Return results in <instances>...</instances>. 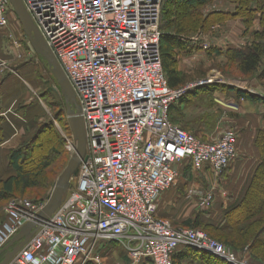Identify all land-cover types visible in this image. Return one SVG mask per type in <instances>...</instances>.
I'll list each match as a JSON object with an SVG mask.
<instances>
[{
  "label": "built area",
  "instance_id": "1",
  "mask_svg": "<svg viewBox=\"0 0 264 264\" xmlns=\"http://www.w3.org/2000/svg\"><path fill=\"white\" fill-rule=\"evenodd\" d=\"M70 81L83 113L87 160L79 184L8 264H104L97 250L116 241L130 264H173L181 247L249 264L199 229L158 217L180 165L221 177L237 158L239 135L204 141L170 119L171 108L213 80L171 88L163 68L160 29L164 0H23ZM9 0H0V29L10 26ZM4 67V65H1ZM67 148L76 153L77 142ZM201 208L213 191L193 190ZM14 199L0 226V251L27 224H38L48 202Z\"/></svg>",
  "mask_w": 264,
  "mask_h": 264
},
{
  "label": "trees",
  "instance_id": "2",
  "mask_svg": "<svg viewBox=\"0 0 264 264\" xmlns=\"http://www.w3.org/2000/svg\"><path fill=\"white\" fill-rule=\"evenodd\" d=\"M215 1L216 0H164L160 24V29L163 34L161 40V53L163 68L171 88L176 89L183 87L189 80L178 71L177 55L179 52L186 49V45L180 41V38L182 36L190 37L191 34H195L196 32H205L215 25L224 24L229 20L235 19H242L248 30H250L256 21H258L263 32L256 31L254 33L255 38L251 43L240 48L228 50L226 52L228 64H236L240 74L243 76H251L259 73L260 78L264 80V45L261 42V40H264V0H226L236 4V10L234 13L225 14L222 12H211L206 14L208 6ZM259 15L260 17H258ZM55 81L57 83L56 79ZM215 87L219 86L216 84L199 88L194 93L184 97L174 104L170 112L171 121L180 126L187 127V125H185V115L183 114L180 105L183 104V102H190V98H195L200 94H208L209 90H214L213 88ZM223 89L225 91L235 92L236 97L240 100L243 99L256 104H263L264 106V97L260 95L247 92L243 89H236L234 87H223L222 90ZM66 113L65 104L64 110H61L58 116L61 120H64L66 129L72 134ZM33 130L34 129L31 131ZM29 133L26 136L27 138L24 137L18 147L12 149L8 155L10 166L14 169L16 174L8 179H2L0 177V202L5 201L9 196H14L18 192L24 193L28 190L47 187V171L51 166L57 164L62 156L61 154L64 151V141L53 125H41L30 139H28ZM45 133H52L55 137H48L45 141L46 143H41L39 147L35 148V143L38 142L39 138ZM3 140V129L0 119V144ZM46 144L49 145L48 150ZM256 146L260 154L261 163L258 166L241 202L237 206L226 209L222 220L218 223L215 221L204 223V217L197 215L194 219L190 218L185 221L184 225L180 227L199 230L208 228L214 232L232 233L236 238L229 240L225 238L224 242L226 245L237 252L245 249L251 243L252 245L249 248L251 257L264 264V256L262 255L263 251L259 252L261 249L264 250L263 130H261L258 135ZM33 148H35V150L37 149V152H35L30 158H33L36 162L35 164L32 163L31 167H27L25 165L26 151L32 150ZM50 150L54 154L51 155L52 158H50L51 156L49 155L51 153ZM191 169H193L191 161H187L180 165L182 175H185V173L191 171ZM54 182L55 181L49 185L46 192L49 193L44 199H42V201H45V199L51 194ZM42 201L36 200L35 202L39 203ZM6 221L7 215L2 224ZM237 241L240 243L237 244ZM179 249L173 258V264H184L183 260H187L186 264L228 263L221 258L196 250L192 247H185L186 253L179 252Z\"/></svg>",
  "mask_w": 264,
  "mask_h": 264
},
{
  "label": "crops",
  "instance_id": "3",
  "mask_svg": "<svg viewBox=\"0 0 264 264\" xmlns=\"http://www.w3.org/2000/svg\"><path fill=\"white\" fill-rule=\"evenodd\" d=\"M235 10L236 5L221 2V7L218 9L208 7L206 14L211 12L234 13ZM11 11L14 12V10ZM8 16L10 20L9 28L0 29V119L4 137L3 142L0 144V177L2 179H8L16 174L10 166L8 155L12 149L18 147L24 137L33 129L36 118L42 115V107L34 102L33 95L36 71L32 60L37 53L31 48L30 41L23 31L18 17L14 19L10 15ZM228 22V26L232 24L235 30L239 31V34L245 32L246 27L242 19ZM240 40L235 39L228 42L222 35L216 42H211L208 39L204 40L203 36L200 35L195 37L182 36L180 41L186 45V49L177 55L178 71L188 78L190 74L194 73L196 63H198L197 60L203 53H205V57H216L221 61H226L228 50L244 46L243 41L241 43ZM38 57L41 56L38 55ZM1 65H4V67ZM232 94L231 92L230 96H225L223 107L226 106V109L232 108L234 102L237 107H240L241 119L245 122L242 128L247 125L244 131L241 129L240 132L237 158L221 177H216L209 168H205L201 172H195L191 169L185 175H181L173 189L162 195L163 197L158 204V217L175 221L183 220L184 222L189 220L190 218L187 219L188 217H186L188 215L180 208L186 207L187 203L188 206L197 205L196 199L189 197L190 192L193 190L213 191L214 203L220 201V204L224 205L226 209L237 206L241 202L261 163L256 142L260 131H264V106L243 99L235 100L231 96ZM204 97V94H200L195 98H190V102L197 100L202 104L205 101ZM190 102H183L180 105L181 110ZM196 108L198 107L195 106L185 110L188 113L187 118H196L207 111L204 106L198 108V110ZM191 115L194 117H191ZM187 118L185 116V125L190 127V119ZM119 250L122 251L119 246L113 247L112 244H101L97 250V255L104 258L106 264L112 263L115 261L114 256L119 257ZM185 250V247H181L179 252L186 253ZM107 253H109V256L105 259L103 255H108ZM121 258L123 259L122 264L131 263L130 256H121ZM186 261L183 260V263L186 264Z\"/></svg>",
  "mask_w": 264,
  "mask_h": 264
},
{
  "label": "rangeland",
  "instance_id": "4",
  "mask_svg": "<svg viewBox=\"0 0 264 264\" xmlns=\"http://www.w3.org/2000/svg\"><path fill=\"white\" fill-rule=\"evenodd\" d=\"M221 2L236 5L235 3L231 1L216 0L208 7H210L211 9H218L219 7H221ZM9 15L14 19H16L17 17L16 13L13 11H10ZM258 17H260V15ZM227 23L229 22L228 21L225 22L226 25H223V24L215 25L205 32H196L195 34H191L190 37H195L197 35H200V36H203L204 40L208 39L211 42H216L217 39H219V37L223 35L226 41L228 42L235 40V39L237 41L241 39L240 40L241 43L243 41L244 46H245L254 40L255 38L254 33L256 31L263 32V29L260 27V24L258 23V21L257 23H255L257 25L254 24V26L250 30L246 28L243 34L242 33L239 34V31L235 30L232 24L228 26ZM238 28L239 26L237 27V29ZM14 29L16 32H18L16 28ZM261 42L264 45V40H261ZM32 61L34 62V68L36 71L35 72L36 82L34 83V90L33 89L31 90H33L34 92L33 94L34 99H35L34 102L36 104L37 103L40 104L42 107V115L36 118V121H35L36 123L33 127L34 130L31 132L29 131L30 133H29L28 139H30V137L37 131V129L41 127V125L50 124L55 127V130L58 132L59 136L64 141V151L62 152L61 154L62 156L58 160L57 164L51 166V168H49L47 171V177H48L47 187L28 190L24 193L18 192L14 196H9L5 201L0 202V226L4 218L6 217V208L12 200L22 199V200L42 201V199H44L46 195L49 193V192L46 193L47 189L49 188V185L53 181H55L51 189L52 191L59 177L65 171L69 162L75 155V153H72L67 148L68 138H70L72 134H70L68 130L66 129L64 120H61V118L58 116L60 111L64 110L65 108V101L60 92L58 84L55 81V78L51 72V69L49 68L48 63L43 58L38 57V55L36 54ZM197 62L198 63H196L195 71L194 73L189 75L188 77L189 80L186 85L196 83L202 80H213V82L209 86L217 84V86L219 87L213 88L214 90L210 89L208 94H206L205 97L203 98L205 101H203L202 104L199 101L194 100V101H191L189 105H186L185 108H183L184 111L183 110L182 111L185 114L186 118L188 116V113H186L185 111L186 109H189L192 107L194 108L195 106H197L198 108L200 107L202 108V106H204L207 111H205L204 114H201V115L198 114L200 115L198 117L199 118L201 117L202 120L201 119L199 120L198 117L192 118L194 120L188 117L187 119L188 120L190 119V125H191L190 127H185L182 125L181 126L185 130L190 131L191 133L195 135L198 134L197 136L204 141H211L217 138L218 136H220L221 133H224L225 131H229V130L237 132L238 135L240 136L241 129H243L244 131V128L247 127V125H245V127L242 128L245 122L241 119L242 117L239 112L240 107H237V105L234 104V102L232 104V108L226 109V106L223 107V105L225 104L224 103L225 100L223 99L225 98L226 95L230 96L231 91H227V90L225 91L224 89L222 90V88L223 87L225 88L234 87L236 89H243L247 92L254 93V94L264 97V80L260 78L259 73L255 75H251V76L241 75L238 70V66L234 63L228 64V59L226 61L224 60L221 61L219 58H216V57L215 58H212L210 56L205 57V53H203L201 54V57L198 58ZM216 92L218 93L216 94ZM232 93L233 94L231 96H233L235 100L236 99L238 100V98L236 97V93L235 92H232ZM221 97L222 99H220ZM198 108H196V110H198ZM191 117H194V116L191 115ZM48 137H55V136L52 135V133H45L44 135L41 136V138H39L38 142L35 143L34 147L37 148L41 145V143H46L45 141ZM46 145H47L46 148L48 150L49 145L48 144ZM35 148H33L34 151L33 149L26 151V157H25L26 164L25 165L27 167H31L32 166L31 164L32 163L35 164L36 162V160H34L33 158H30L33 156L35 152H37L36 151L37 149L35 150ZM49 155L51 156L54 154L51 151ZM50 158H52V156ZM80 172H81V167H79L78 169V174L72 175L71 180H70V185H69L70 190L78 187ZM218 183H220V181H218ZM69 189L67 190L66 196L69 193ZM42 202H45V201H42ZM192 206L190 205L188 206V203H187L186 207L183 206L182 208H180V210L188 215L186 216L188 217L187 219L189 218L194 219L197 215L203 216L204 223H207L208 221H215L216 223H218L219 221L222 220L223 214L226 211V207L220 204V201L219 202L216 201L209 208H201L198 205L196 206L192 205ZM170 221L172 222L174 227L183 226L185 223L183 220L175 221L171 219ZM201 230L206 232L214 240L224 245H226L224 242L225 238H227L228 240L236 238L235 235L229 232H214L213 230L208 229V228H205V229L203 228ZM239 243L240 242L237 241V244ZM102 244L103 245L112 244L113 247L119 246L122 249V251L119 250V253H118L119 257L114 256L115 261L112 263H107V264H122L123 259L121 258V256H125V257L129 256L128 250L125 249V247L119 242L106 241V242H103ZM251 245L252 244L250 243V245H248L245 249L239 250L237 252L234 251V249L229 247L228 245L226 246L231 248L238 255L239 260H243L249 264H263L260 261H256L251 257V254L249 251L250 250L249 248L251 247ZM260 251H263L262 255L264 256V250L261 249L259 250V252ZM107 254L108 255L106 254L103 255L105 259L109 256V253ZM2 259L3 257L0 259V261H2ZM103 262L104 264H106L104 258H103ZM227 264H230V263L228 262Z\"/></svg>",
  "mask_w": 264,
  "mask_h": 264
},
{
  "label": "water",
  "instance_id": "5",
  "mask_svg": "<svg viewBox=\"0 0 264 264\" xmlns=\"http://www.w3.org/2000/svg\"><path fill=\"white\" fill-rule=\"evenodd\" d=\"M9 2L22 25L26 37L30 41L31 48L48 63L53 76L57 80L60 92L65 99L67 120L72 135L77 142V149L67 168L55 184L46 207L39 216L38 224H27L7 243L0 251V259L3 257L0 264H8L31 240L35 232L39 229L40 224L47 221L57 211L65 200L72 175L78 174L81 163L87 160V133L83 113L79 106L76 93L59 61L49 48L45 38L26 9L23 0H9Z\"/></svg>",
  "mask_w": 264,
  "mask_h": 264
}]
</instances>
